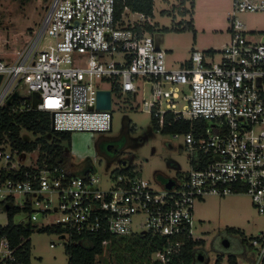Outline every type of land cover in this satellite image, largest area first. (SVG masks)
Wrapping results in <instances>:
<instances>
[{
    "label": "built area",
    "instance_id": "built-area-1",
    "mask_svg": "<svg viewBox=\"0 0 264 264\" xmlns=\"http://www.w3.org/2000/svg\"><path fill=\"white\" fill-rule=\"evenodd\" d=\"M116 6V0H51L17 60L0 59V108L17 93L12 111L48 113L53 132L103 134L112 130L113 96L135 102L147 84L140 106L153 128L163 132L165 125L189 122L187 132L168 133L188 154L189 173L168 178L169 189L156 188L121 165L103 188L91 164L74 174L63 163H49L40 147L18 151L2 144L0 203L11 199L13 206L29 209L31 224L44 218L40 226L57 228L65 249L100 235L149 234L161 238L149 264H186L184 252L199 241L197 202L245 194L264 215V41H253L258 33L238 18L264 13V0H232L227 44L193 51L177 69L167 68L166 51L144 30L154 26L150 18L125 8L118 19ZM20 83L27 96L17 89ZM99 91L111 93L110 109L97 107ZM25 241L22 236L13 247L1 239L0 264H24L16 253ZM250 246L251 264H264V233ZM199 249L193 245L188 264H199Z\"/></svg>",
    "mask_w": 264,
    "mask_h": 264
},
{
    "label": "rangeland",
    "instance_id": "rangeland-1",
    "mask_svg": "<svg viewBox=\"0 0 264 264\" xmlns=\"http://www.w3.org/2000/svg\"><path fill=\"white\" fill-rule=\"evenodd\" d=\"M50 3L51 0H0V59L6 64L14 63L27 47ZM232 9V0H153L150 20L154 26L148 36L166 51L167 68L177 69L190 59L193 50H217L226 45ZM238 18L249 32L258 33L253 41H264V13L244 12ZM143 86L144 93L139 92L135 102L125 95L113 96L111 131L103 134L73 132L69 141H63L53 133L47 134L48 141L58 138L68 153L63 161L65 167L71 170V163L90 162L94 173L101 177L100 186L103 188L108 187V174H115L121 168L122 160L135 175L156 188L159 187L157 174L182 178L189 173L191 166L188 154L181 148V141L153 128L152 117L142 111L140 104L149 90L147 84ZM17 89L21 95H28L23 83ZM36 99L37 95L33 93L32 102L36 103ZM178 108L181 109L182 105ZM122 131H127L133 138V143L123 153L108 157L95 151L102 138L116 137ZM20 137L25 142L35 139L26 130L20 132ZM16 200L20 203L22 199L17 197ZM13 221L27 225L28 215L18 213ZM44 221L39 218L34 224L40 226ZM195 221L200 249L204 253V262L199 264H228L230 256L235 257L237 264H249L254 256L251 240L264 233V215L255 210L245 194L224 198L212 196L197 202ZM6 223L7 216L0 211V226ZM221 234L230 235V249L217 246ZM51 243L55 247H50ZM30 247L31 264H68L65 246L52 230L36 229L30 236ZM109 253L107 245L104 255L98 258L100 264L109 258Z\"/></svg>",
    "mask_w": 264,
    "mask_h": 264
},
{
    "label": "trees",
    "instance_id": "trees-1",
    "mask_svg": "<svg viewBox=\"0 0 264 264\" xmlns=\"http://www.w3.org/2000/svg\"><path fill=\"white\" fill-rule=\"evenodd\" d=\"M116 17L119 19L125 8L132 13H140L146 18H150L153 13V0H116ZM153 26L145 25L144 30L151 31ZM140 30V28H138ZM11 105H4L0 108V145L7 144L13 150L32 151L40 147V154L49 160V163L62 164L66 152L58 142V138L54 137L51 141L47 140V134L53 133L58 135L61 140L69 141L71 133H56L51 129L50 115L45 112L37 111H12ZM170 118V117H168ZM167 122V121H166ZM152 124L155 125L153 121ZM156 126V125H155ZM189 122L173 123L170 126L165 125L163 133L170 132H187ZM26 130L31 132L35 139L25 142L20 137V132ZM129 168H126L127 171ZM4 178V175H3ZM8 205V208H5ZM0 211L6 213L7 224L0 226V240L6 239L15 247L20 243V238L24 236L27 241L17 251L19 261L24 264H31V247L30 236L36 230H52L57 228L37 226L29 221L27 225L15 224L14 217L16 214L24 212L28 216L30 210H23L13 206L12 200L8 199L0 203ZM104 240L109 241L110 256L104 261V264H149L151 255L161 248V238L150 236L149 234H136L121 237H109L100 235L81 243L71 244L66 251L69 255L68 264H100L99 257H102L105 248L101 245ZM201 241L191 243L189 249L184 252V261L186 264L191 262L193 258L192 247L198 249ZM198 256V255H197ZM255 257V251L253 260ZM252 260V261H253ZM198 262V260H197ZM199 263V262H198ZM216 264H221L216 262ZM228 264H237L235 257L230 256Z\"/></svg>",
    "mask_w": 264,
    "mask_h": 264
},
{
    "label": "flooded vegetation",
    "instance_id": "flooded-vegetation-1",
    "mask_svg": "<svg viewBox=\"0 0 264 264\" xmlns=\"http://www.w3.org/2000/svg\"><path fill=\"white\" fill-rule=\"evenodd\" d=\"M133 143V138L128 134L127 131H122L118 136L112 137V138H102L101 141L97 144V148L100 149L101 153H105V149H108L111 153H106L108 157H116L120 153H123L128 145ZM96 151V150H95ZM68 155V153L66 154ZM123 161V160H122ZM121 161V162H122ZM72 165V166H71ZM90 166V162H84L80 164L71 163V171L74 174L82 173L83 171L88 170ZM168 178L167 175L160 173L157 175L156 179L158 184L162 185ZM233 234L231 233V236ZM233 237V236H232ZM227 240L231 247V241H230V235L229 234H221L219 235V239L217 241V246H221V242ZM230 247L228 249H230ZM198 255L202 254L204 256V253L201 251V249L198 250Z\"/></svg>",
    "mask_w": 264,
    "mask_h": 264
},
{
    "label": "water",
    "instance_id": "water-1",
    "mask_svg": "<svg viewBox=\"0 0 264 264\" xmlns=\"http://www.w3.org/2000/svg\"><path fill=\"white\" fill-rule=\"evenodd\" d=\"M0 80H1V76H0ZM20 96L17 94V93H13L10 97V99H8L6 101V105H10V102H11V99H14V98H19ZM110 106H111V93L109 91H99L98 94H97V107L99 109H105V110H108L110 109ZM99 143V142H98ZM96 152L99 153L100 155H105L107 156L106 153H111L108 149H105V153H101L100 149L97 148V145H96ZM88 163V162H87ZM121 165L122 166H125L127 165L126 161H122L121 162ZM72 166V165H71ZM84 172V171H83ZM173 185V181L171 179H167L163 184L162 186H164L165 188L169 189L171 188ZM9 206L6 205L5 208H8ZM221 246L224 247L225 249H228L230 247V244L227 240H224L221 242ZM197 260L199 263H202L204 262V256L202 254H199L197 256Z\"/></svg>",
    "mask_w": 264,
    "mask_h": 264
},
{
    "label": "crops",
    "instance_id": "crops-1",
    "mask_svg": "<svg viewBox=\"0 0 264 264\" xmlns=\"http://www.w3.org/2000/svg\"><path fill=\"white\" fill-rule=\"evenodd\" d=\"M151 19V18H150ZM150 22H152L151 20H150ZM230 36V33H228V37ZM229 41V40H228ZM227 44V43H226ZM222 49V48H221ZM210 50H214V49H209L208 51H210ZM218 50H220V49H217V51ZM193 51H199V50H193ZM192 51V52H193ZM203 51H207V50H203ZM214 51H216V50H214ZM157 175H159V174H157ZM157 175H156V177H157ZM252 260H253V258H251V261L249 262V264H251L252 263Z\"/></svg>",
    "mask_w": 264,
    "mask_h": 264
}]
</instances>
